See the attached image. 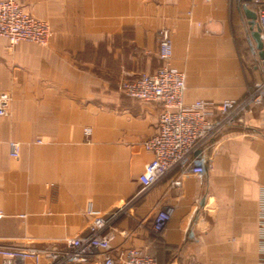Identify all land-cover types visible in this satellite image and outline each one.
Wrapping results in <instances>:
<instances>
[{
    "label": "crops",
    "instance_id": "1",
    "mask_svg": "<svg viewBox=\"0 0 264 264\" xmlns=\"http://www.w3.org/2000/svg\"><path fill=\"white\" fill-rule=\"evenodd\" d=\"M18 1L49 20L52 36L48 45L12 46L0 35V93L13 97L0 116V245L60 244L88 233L90 208L111 213L131 201L115 222V254L137 246L159 264H262L264 102L246 113L245 126L218 135L207 170L176 167L140 191L153 157L144 141L158 131L162 105L121 89L161 65L168 29L187 103L245 97L264 64L251 49L256 64L242 66L232 31L236 21L247 29L238 5L231 13L230 0ZM10 140L21 143L19 157ZM170 205L171 220L156 231L155 213Z\"/></svg>",
    "mask_w": 264,
    "mask_h": 264
},
{
    "label": "built area",
    "instance_id": "2",
    "mask_svg": "<svg viewBox=\"0 0 264 264\" xmlns=\"http://www.w3.org/2000/svg\"><path fill=\"white\" fill-rule=\"evenodd\" d=\"M258 13V22L264 41V0H252ZM0 35L7 37L14 46L22 40L48 45L52 27L47 19L38 17L25 9L18 0H0ZM174 43L168 29L160 32L159 55L162 59L153 72H143L122 81V91L133 98L156 101L162 105L158 131L145 139L144 146L153 157L139 177L140 191L147 190L176 167L184 171L202 173L206 170L204 154L213 147L218 135L229 128L246 125V113L255 104L264 102V76L243 98L230 97L221 102L199 98L191 103L185 101L186 72L172 66ZM13 97L0 93V116L10 114ZM90 134L91 129L87 128ZM10 154L20 156L21 143L10 140ZM201 149L202 155L197 153ZM181 176L172 181L181 184ZM128 203L111 213L92 208L88 233L67 237L60 244L28 246L0 245V264H159L156 256L142 247L130 246L114 253L115 222ZM175 207L159 209L153 218V228L163 230L171 220ZM3 212H0V217ZM260 262L264 264V189L260 197ZM176 264V263H169ZM188 264H204L191 260ZM236 264V263H233Z\"/></svg>",
    "mask_w": 264,
    "mask_h": 264
},
{
    "label": "water",
    "instance_id": "3",
    "mask_svg": "<svg viewBox=\"0 0 264 264\" xmlns=\"http://www.w3.org/2000/svg\"><path fill=\"white\" fill-rule=\"evenodd\" d=\"M239 11L242 14V20L246 22V34L249 43L251 44V49L254 54H258L259 59L262 60L264 64V41L261 35V27L258 22V13L251 6L252 0H237ZM246 18V19H245ZM211 148L207 149L206 154H204V161L206 170L209 168V152ZM197 153L202 155V150L199 149ZM205 198L201 200V205L205 203ZM193 229L190 230V235H193Z\"/></svg>",
    "mask_w": 264,
    "mask_h": 264
},
{
    "label": "rangeland",
    "instance_id": "4",
    "mask_svg": "<svg viewBox=\"0 0 264 264\" xmlns=\"http://www.w3.org/2000/svg\"><path fill=\"white\" fill-rule=\"evenodd\" d=\"M237 3H238L237 0H230V8H231L230 12L231 13L233 11V8H236ZM251 6H253L252 3H251ZM235 12H236V9H235ZM232 31H233L234 40L238 48L242 66L244 68H247V67L253 68L254 65L256 64V61L254 60L255 57L254 55H252L251 48H249L246 44V38H247L246 31L243 28V25L240 23V21L239 22L236 21L234 25H232ZM257 80L258 79L254 81H257Z\"/></svg>",
    "mask_w": 264,
    "mask_h": 264
}]
</instances>
